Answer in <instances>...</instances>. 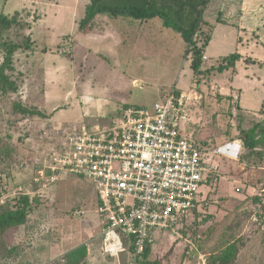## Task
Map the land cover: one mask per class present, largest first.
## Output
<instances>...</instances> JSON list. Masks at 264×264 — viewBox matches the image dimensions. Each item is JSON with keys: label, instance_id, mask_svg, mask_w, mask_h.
Returning a JSON list of instances; mask_svg holds the SVG:
<instances>
[{"label": "rangeland", "instance_id": "obj_1", "mask_svg": "<svg viewBox=\"0 0 264 264\" xmlns=\"http://www.w3.org/2000/svg\"><path fill=\"white\" fill-rule=\"evenodd\" d=\"M88 4L89 0H0L1 12L21 9L17 17L21 22L4 32L0 41L25 46L29 44L26 34L31 36V47L15 55L11 74L18 91L0 93V212L14 208L24 194L31 200L26 222L3 236L0 264H59L65 253L83 243L88 247L87 264L130 263L127 245L117 256L102 250L94 186L72 173L46 181L39 170L63 143L72 125L67 118L90 129L96 119L100 126H108L121 107L152 111L154 102L171 90L190 94V122L196 124V114L200 117L194 135L205 143H201L204 148L217 151H204V162L215 175L211 184L200 188L205 203L201 201L197 210L188 213L178 229H150L149 258L161 264H209L236 241L238 253L230 264H264V174H260L264 149H247L239 140L240 129L257 122L243 115L231 96L227 86L231 74L223 76L215 69L223 58L217 61L218 55L212 52L215 61L203 60L201 73L194 74L188 44L159 17L150 20V29L135 30L108 18L109 22L92 21L97 28L78 38L61 35L68 31L71 17L76 18L75 32L79 31ZM213 13L209 11V17ZM49 44L57 45L47 49ZM66 47L69 52L64 51ZM246 49L244 45L242 50ZM43 52L56 53L60 61H32ZM3 56L0 47V62ZM15 102L35 113L20 112ZM81 106L93 114H82ZM181 127L186 128L184 121Z\"/></svg>", "mask_w": 264, "mask_h": 264}, {"label": "built area", "instance_id": "obj_2", "mask_svg": "<svg viewBox=\"0 0 264 264\" xmlns=\"http://www.w3.org/2000/svg\"><path fill=\"white\" fill-rule=\"evenodd\" d=\"M189 98L171 90L154 102L152 111L123 106L108 126L72 124L39 170L46 181L72 173L94 186L105 254L117 256L127 245L132 247L129 264H137L152 241L151 228L175 231L205 203L200 188L211 184L213 170L204 162V151H217L182 133Z\"/></svg>", "mask_w": 264, "mask_h": 264}, {"label": "trees", "instance_id": "obj_3", "mask_svg": "<svg viewBox=\"0 0 264 264\" xmlns=\"http://www.w3.org/2000/svg\"><path fill=\"white\" fill-rule=\"evenodd\" d=\"M208 1L89 0L84 17L80 20L79 30H89L92 21L99 15H106L112 18L124 17L141 21L159 17L162 19L164 26L170 27L177 33H180L183 40L188 44L187 54L190 55V67L194 74H199L203 69L204 48L210 40L209 28L204 29V26H209L204 20V11ZM20 12L14 11L12 14L0 13V38L13 25L21 22V19L17 18ZM26 36L29 38V44L25 43V46L12 41H0V47L4 49L3 60L0 62V93L2 94H15L19 89V84L13 78L11 72L14 71L16 51L21 48L26 50L31 47V36L30 34H26ZM222 58L223 63L215 67L219 72L234 68L236 62L240 60L241 55L239 52H234ZM14 104L18 106L20 112L35 113L33 109H29L21 103L15 102ZM239 140L247 149H264V123L257 122L248 129H240ZM254 199L256 200L257 197H254ZM30 204L31 200L29 196L24 194L18 198L17 205L14 208L0 212V245H5L3 236L8 229L22 226L26 222L30 211ZM150 244L146 246L144 252L138 258L137 264H161L160 260L149 258L151 253ZM237 253L238 244L236 241H232L219 254L212 257L209 264H230L236 258ZM87 254L88 247L83 243L65 253L60 259L59 264H87Z\"/></svg>", "mask_w": 264, "mask_h": 264}, {"label": "crops", "instance_id": "obj_4", "mask_svg": "<svg viewBox=\"0 0 264 264\" xmlns=\"http://www.w3.org/2000/svg\"><path fill=\"white\" fill-rule=\"evenodd\" d=\"M25 1L33 2V0ZM37 1L38 0H35V2ZM22 8L26 7L23 6ZM16 9H9L6 11L4 9L3 12H1L2 10L0 9V13L12 14L14 11L21 10ZM215 10L217 14H214ZM72 11L74 12V8ZM209 11L214 12L210 17ZM82 18L83 17H81L80 20ZM108 18L121 21L122 25H132V28L135 30L139 29L138 27H148V29L152 27L149 25L151 19L141 21L124 17H95L93 23L99 20L109 22L107 21ZM74 20H76V18L71 17V24L68 31H62L60 33L61 35L74 34L76 38H78L83 32H89L97 28V25H91L90 29L87 31L79 30L75 32ZM204 20L205 23L209 24V26H204V29L209 28L210 30V40L205 46L203 52L204 55L207 56V59L205 60L215 61L211 55L212 52H214L215 55H218L217 57H214L217 61L234 52H239L241 54V58L236 62L235 67L224 70L221 75L226 76L231 74L230 76H232V78L230 80V85L227 86H230L229 88L232 91L231 96L236 98L235 102L240 108L241 113L250 117L255 122L264 120V0H209L204 11ZM33 45L34 41L32 47ZM56 45L57 44H49L47 49ZM244 45L247 46L246 51L242 50ZM246 56L249 57L248 61L246 60ZM31 59L36 63L44 61L45 64H51L52 62L53 64H56L60 61L59 55H56V53L44 55V52L43 54L35 55ZM224 94L226 95L221 100L222 106H225L224 101L227 96V93ZM86 109L87 108L81 106L78 111L82 110V114H93L92 110L84 112ZM191 111L195 113L194 110ZM73 115L75 114L73 113ZM67 119L71 124H81L70 118ZM190 120V115L183 120L186 128L184 129L181 127V131L185 135H193L196 138L193 129H196L197 125H199L200 117L196 114V124H193ZM95 121L96 123H99V120L96 119ZM202 143L205 144L203 141ZM260 174H264V171H260Z\"/></svg>", "mask_w": 264, "mask_h": 264}]
</instances>
